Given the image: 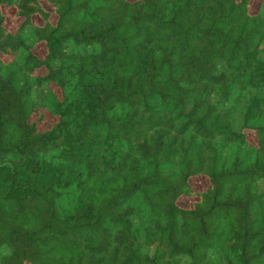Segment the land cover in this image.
<instances>
[{
    "label": "trees",
    "instance_id": "1",
    "mask_svg": "<svg viewBox=\"0 0 264 264\" xmlns=\"http://www.w3.org/2000/svg\"><path fill=\"white\" fill-rule=\"evenodd\" d=\"M250 1L0 0V264H264Z\"/></svg>",
    "mask_w": 264,
    "mask_h": 264
},
{
    "label": "rangeland",
    "instance_id": "2",
    "mask_svg": "<svg viewBox=\"0 0 264 264\" xmlns=\"http://www.w3.org/2000/svg\"><path fill=\"white\" fill-rule=\"evenodd\" d=\"M259 2H260V0H251L250 4H249V9L251 11H255L258 8ZM7 25L10 28H13L17 25V21H15L11 18H8L7 19ZM192 184L196 187H200V186L204 185L205 182L202 178L194 177V178H192Z\"/></svg>",
    "mask_w": 264,
    "mask_h": 264
}]
</instances>
